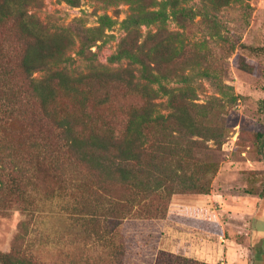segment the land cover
I'll return each instance as SVG.
<instances>
[{
	"label": "rangeland",
	"instance_id": "rangeland-1",
	"mask_svg": "<svg viewBox=\"0 0 264 264\" xmlns=\"http://www.w3.org/2000/svg\"><path fill=\"white\" fill-rule=\"evenodd\" d=\"M31 12L72 41L59 68L74 74L89 70L92 61L80 54L72 24L98 26L106 15L114 25L92 46L94 62L111 67L127 63L114 57L127 34L123 25L131 13L127 2L78 0L73 5L43 0ZM166 14V28L183 32L197 50L201 68L209 67L215 74L196 75L184 84L175 77L181 63H174L165 69L169 78L160 82L175 94V103L195 104L186 115L195 118L202 131L189 136L185 127L182 134L194 140L190 147L196 154L172 155L169 162L184 164L183 172L208 189L173 194L170 204L205 207L212 217L169 213L156 218L147 213L156 204L149 201L135 206L138 211L114 227L106 214L120 211L112 199L116 191L99 190L91 174L72 168L59 191H54L53 174L42 175L38 193L28 199L26 209L0 204V251H10L15 243L21 255L36 264H157L162 250L173 253L160 261L163 264H196L177 255L208 264H264V0H169ZM179 14L184 23H179ZM157 29L158 24H152L140 30L147 34ZM255 47L262 49L255 52L251 49ZM44 74L38 71L35 76ZM112 96L123 105L134 100L122 88H113ZM169 96L159 89L158 109L165 114L172 111ZM189 139L184 147L192 144ZM22 222L28 224V233L16 241Z\"/></svg>",
	"mask_w": 264,
	"mask_h": 264
},
{
	"label": "trees",
	"instance_id": "trees-1",
	"mask_svg": "<svg viewBox=\"0 0 264 264\" xmlns=\"http://www.w3.org/2000/svg\"><path fill=\"white\" fill-rule=\"evenodd\" d=\"M66 1L78 4V0ZM121 1L130 4L131 13L123 21L127 34L114 57L127 63L111 67L94 62L92 46L114 25L106 15L98 26L72 24L80 54L92 61L88 71L74 74L58 67L72 46L68 34L51 30L31 12L43 0H0V204L26 209L28 199L38 193L42 175L53 174L54 191H59L76 168L91 174L99 190L112 187L116 191L111 197L120 211L106 214L114 227L133 216L138 211L133 210L135 206L149 201L156 204L144 211L156 218L169 213L212 217L205 207L170 204L173 194L206 193L208 189L183 172L184 164L169 162L172 155L192 158L196 154L190 147L194 140L182 134L185 127L189 136L202 131L197 120L186 115L195 104L175 103V94L160 82L169 78L165 69L174 63H181L175 77L184 84L196 75L211 78L215 74L209 67L201 68L197 50L183 32L166 28L169 0ZM178 17L184 23V17ZM152 24H158L154 33L140 30ZM251 49L260 52L262 48ZM38 71L45 74L36 78ZM113 88H122L134 100L119 104L113 100ZM159 89L170 93L172 111L168 114L158 109ZM103 107L105 113H101ZM186 139L192 141L189 147L183 146ZM95 216L98 221L100 216ZM27 229L28 224L22 222L14 240H22ZM16 246L0 251V264H36ZM171 255L160 251L157 264ZM176 258L208 264L181 255Z\"/></svg>",
	"mask_w": 264,
	"mask_h": 264
}]
</instances>
